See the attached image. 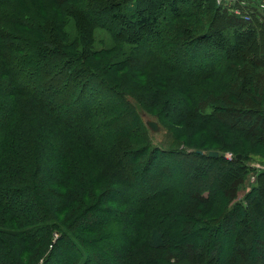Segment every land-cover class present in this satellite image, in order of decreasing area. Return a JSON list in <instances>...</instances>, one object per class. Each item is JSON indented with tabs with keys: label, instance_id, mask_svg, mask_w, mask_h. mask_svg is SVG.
<instances>
[{
	"label": "trees",
	"instance_id": "obj_1",
	"mask_svg": "<svg viewBox=\"0 0 264 264\" xmlns=\"http://www.w3.org/2000/svg\"><path fill=\"white\" fill-rule=\"evenodd\" d=\"M251 17L214 0H0V264H264Z\"/></svg>",
	"mask_w": 264,
	"mask_h": 264
},
{
	"label": "built area",
	"instance_id": "obj_2",
	"mask_svg": "<svg viewBox=\"0 0 264 264\" xmlns=\"http://www.w3.org/2000/svg\"><path fill=\"white\" fill-rule=\"evenodd\" d=\"M214 2L243 20H250L251 16L258 12L264 13V0H214ZM227 155L231 154L227 153ZM254 179L255 175L251 174L249 180L254 181Z\"/></svg>",
	"mask_w": 264,
	"mask_h": 264
},
{
	"label": "rangeland",
	"instance_id": "obj_3",
	"mask_svg": "<svg viewBox=\"0 0 264 264\" xmlns=\"http://www.w3.org/2000/svg\"><path fill=\"white\" fill-rule=\"evenodd\" d=\"M141 117H142V120L146 123V125H147L148 120H151V121L154 120L150 115H148V113H145L143 111H141ZM158 127L159 128L156 131H153V130H151L149 128L150 129V132H151V135H152V141H153V143L156 144V145H159V146L167 145L169 147H172L173 144H174L172 138L171 137H168L166 135L165 130L163 128H161L160 126H158ZM227 153H225V157L230 159L232 155H227ZM250 164L253 165V166H256V165H258V161L255 160L253 162H250ZM250 182H252V181L249 180V181H246L245 182V186L247 188L250 187ZM178 188H180L179 185L178 186L171 187L169 189L178 190ZM242 194H243V191H241L239 193V197Z\"/></svg>",
	"mask_w": 264,
	"mask_h": 264
},
{
	"label": "water",
	"instance_id": "obj_4",
	"mask_svg": "<svg viewBox=\"0 0 264 264\" xmlns=\"http://www.w3.org/2000/svg\"><path fill=\"white\" fill-rule=\"evenodd\" d=\"M147 125L153 131H156L159 128L155 121L148 120ZM208 155L216 157L218 155V153L216 151H209ZM238 157H239V155H238Z\"/></svg>",
	"mask_w": 264,
	"mask_h": 264
}]
</instances>
